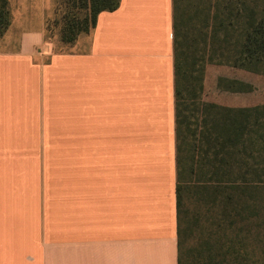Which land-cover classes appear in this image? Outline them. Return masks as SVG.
I'll use <instances>...</instances> for the list:
<instances>
[{
  "label": "crops",
  "instance_id": "crops-1",
  "mask_svg": "<svg viewBox=\"0 0 264 264\" xmlns=\"http://www.w3.org/2000/svg\"><path fill=\"white\" fill-rule=\"evenodd\" d=\"M55 0H9L0 264H179L177 0H121L70 50Z\"/></svg>",
  "mask_w": 264,
  "mask_h": 264
},
{
  "label": "trees",
  "instance_id": "trees-1",
  "mask_svg": "<svg viewBox=\"0 0 264 264\" xmlns=\"http://www.w3.org/2000/svg\"><path fill=\"white\" fill-rule=\"evenodd\" d=\"M67 10L64 16L63 40L74 42L83 32H89L96 25L97 16L105 10H115L121 0H60ZM244 0H177L175 24V88L176 124L178 140L179 181L178 198V246L179 264H185L187 234L202 222V229L209 228V237L201 246L199 264H264V145L258 147V138L264 125V104L250 107L214 106L202 111L200 99L203 88H194L191 103L200 109L197 115L198 142L203 150L199 172L206 180L185 183L183 158L181 156V129L186 122L188 102L186 90L181 89V69L187 65L184 48L187 34L197 35V52L200 43L210 31L218 32V25L224 32L237 34L238 51L233 65L251 63L264 57V15L259 5L252 14L245 13ZM59 8V7H57ZM84 9L83 19L70 9ZM223 21L219 20L221 11ZM11 21L9 0H0V24ZM242 35V37H241ZM197 56L195 64H200ZM216 60V58H213ZM227 90H243L223 87ZM203 123V126H202ZM183 138V137H182ZM184 139V143L187 141ZM191 144V143H190ZM187 145V144H186ZM201 153V152H200ZM193 158V157H192ZM191 158V159H192ZM194 171L193 164L190 166ZM184 177V176H183ZM185 191L200 193V200L208 198L207 214L209 225L187 213ZM212 208V209H211ZM211 209V210H210ZM214 213H211V211ZM194 228V229H193ZM250 245V247H248ZM249 248H253L251 251ZM255 256H258L255 258Z\"/></svg>",
  "mask_w": 264,
  "mask_h": 264
},
{
  "label": "rangeland",
  "instance_id": "rangeland-1",
  "mask_svg": "<svg viewBox=\"0 0 264 264\" xmlns=\"http://www.w3.org/2000/svg\"><path fill=\"white\" fill-rule=\"evenodd\" d=\"M53 12L47 20L46 36L53 44L56 51L70 50L71 45L82 35L89 32L81 33L74 42H66L63 40L65 22L64 16L68 8L60 0H55ZM238 1V0H237ZM245 13L249 15L253 13L254 7L258 4L260 13L264 15V0H244ZM59 7V8H57ZM76 13L79 19H83L85 15L84 9L75 8L69 11ZM11 21L8 25L0 24V46L4 44L7 35L15 36L11 32L7 33L11 26ZM225 12L222 10L219 20L223 21ZM224 27L218 25V32L210 31L205 36V42L200 43L201 49L197 52V35L190 33L186 35L185 50L187 52V65H183L181 69V89H186V98L189 100L186 122L182 125L181 131V156L183 158V167H185V175L182 176V181L185 183L200 182L206 180V177L199 172V162L202 161L201 154L203 150L200 146H192L198 138H200V130L197 129V115L200 114V109H195V105L191 103L194 98V88H203L200 99L202 101V111L211 107L208 103H216L214 106L218 108L224 107H250L253 105L264 104V57L251 63L243 65H233L234 57L238 51L237 34L224 32ZM242 37V35H241ZM197 56H201L200 64H195ZM216 58L214 60L213 58ZM201 86V87H199ZM223 87L243 90H227ZM203 126V123H202ZM261 135L258 138V147L264 145V125L259 126ZM187 145L184 143V139ZM191 143V144H190ZM201 152V153H200ZM193 157V158H192ZM192 158V159H191ZM198 171H194L190 166ZM200 194V193H199ZM195 191H185V206L187 213L195 217L199 215L200 221L209 225L207 214L210 213L207 202L208 198H202ZM212 209V208H211ZM210 209V210H211ZM216 211V210H214ZM212 210L211 213H214ZM194 229V228H193ZM205 226L202 229V222H199L195 229L187 234L185 244V254L188 255L185 264H199V259L202 254L201 246L205 239L209 237L210 231ZM250 247V245H248ZM249 248L248 250H252ZM258 256H255L257 258ZM203 264V263H200Z\"/></svg>",
  "mask_w": 264,
  "mask_h": 264
}]
</instances>
